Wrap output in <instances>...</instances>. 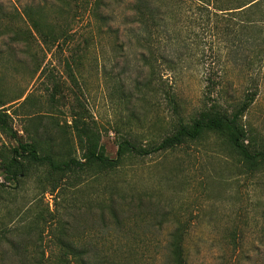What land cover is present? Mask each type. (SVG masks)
Returning <instances> with one entry per match:
<instances>
[{
    "label": "rangeland",
    "instance_id": "1",
    "mask_svg": "<svg viewBox=\"0 0 264 264\" xmlns=\"http://www.w3.org/2000/svg\"><path fill=\"white\" fill-rule=\"evenodd\" d=\"M62 1L0 0L6 16L0 22V105L22 142L37 140L45 152L81 158L67 109L79 98L107 155L116 158L122 139L148 145L171 133L174 114L163 98L164 85H174L186 115L206 101V71L227 60L216 51L217 40L188 37L187 55L173 66L157 44L146 52L153 57L148 67L123 18L100 22L82 15L75 2L68 8ZM29 3L40 7L43 29L55 40L21 18ZM230 72L228 108L246 92H258L242 123L264 149V69L253 73L254 83ZM54 86L61 104L51 101ZM15 147L0 129V165ZM25 167L24 177L0 187V264H74L78 258L170 264L169 234L178 223L188 231L189 264H264V169L250 170L224 136L209 134L181 148L129 157L115 172L80 174L56 191L46 166Z\"/></svg>",
    "mask_w": 264,
    "mask_h": 264
},
{
    "label": "trees",
    "instance_id": "2",
    "mask_svg": "<svg viewBox=\"0 0 264 264\" xmlns=\"http://www.w3.org/2000/svg\"><path fill=\"white\" fill-rule=\"evenodd\" d=\"M66 7L75 2L77 11L82 15L95 18L100 22H115L124 19L129 25L128 37L146 53L157 46L169 65L180 63L187 55L188 37L196 40L206 37L217 40L221 45L216 51L226 53L220 69L214 67L206 71V101L192 114L183 113L179 95L174 85H164L162 94L171 107L174 119L170 123L171 133L161 141L148 145L140 144L137 139L125 138L119 142L117 157L107 155L102 143L101 132L95 127L87 107L77 98L67 107L71 118V128L77 138V145L82 152L81 158L53 155L40 147V142L21 141L10 123L8 109L0 105V129L17 142L12 156L0 165L5 187L7 182L19 180L26 174L25 162L32 165L46 166L54 176L52 191H56L61 182L80 174L94 172L105 175L121 168L127 158H144L156 153L181 148L188 143L203 139L206 135L226 137L229 146L241 157L244 165L252 171L264 169V149H260L249 135L242 119L255 102L258 92H246L243 99L228 108L224 96L233 86V74L230 70L246 74L254 83L253 73L264 69V0H63ZM0 22L6 16L1 12ZM76 14V13H75ZM32 29L46 39L55 40L54 34L43 29V17L39 6L27 4L23 13ZM120 29L116 30L119 33ZM154 52V51H153ZM141 54L145 65L150 67L153 57ZM219 56V55H218ZM217 59V58H216ZM219 63L220 56H219ZM173 72V71H172ZM69 78L78 86V78L71 66H68ZM169 82V80H168ZM57 86L51 94V101L61 104ZM225 94V95H224ZM65 105V104H64ZM185 224V223H180ZM188 236L186 227L179 225L169 234L167 256L170 264H189L185 241ZM3 237L0 231V239ZM72 247L69 251L73 254ZM74 264H95L78 258Z\"/></svg>",
    "mask_w": 264,
    "mask_h": 264
}]
</instances>
